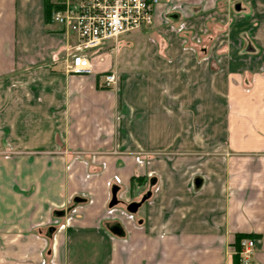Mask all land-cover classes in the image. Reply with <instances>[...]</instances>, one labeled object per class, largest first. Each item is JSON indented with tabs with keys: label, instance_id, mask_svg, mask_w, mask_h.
<instances>
[{
	"label": "crops",
	"instance_id": "1",
	"mask_svg": "<svg viewBox=\"0 0 264 264\" xmlns=\"http://www.w3.org/2000/svg\"><path fill=\"white\" fill-rule=\"evenodd\" d=\"M64 1L0 0V264H233L238 234L264 264V0H160L106 43L143 66L99 51L90 75L66 70L71 32L46 20ZM213 14L212 51L185 46ZM114 186L151 196L114 215Z\"/></svg>",
	"mask_w": 264,
	"mask_h": 264
},
{
	"label": "built area",
	"instance_id": "2",
	"mask_svg": "<svg viewBox=\"0 0 264 264\" xmlns=\"http://www.w3.org/2000/svg\"><path fill=\"white\" fill-rule=\"evenodd\" d=\"M160 0H65L51 18L74 32L66 52V70L79 75L95 74V54L120 35L154 24ZM105 86L118 83L115 71L104 73ZM260 239L246 236L239 242L240 264H252Z\"/></svg>",
	"mask_w": 264,
	"mask_h": 264
},
{
	"label": "rangeland",
	"instance_id": "3",
	"mask_svg": "<svg viewBox=\"0 0 264 264\" xmlns=\"http://www.w3.org/2000/svg\"><path fill=\"white\" fill-rule=\"evenodd\" d=\"M234 1V0H231ZM237 0H235L234 2H231V5L229 2H227L226 4L228 6H232L235 5L234 3ZM238 2V1H237ZM216 10V9H215ZM215 13V12H214ZM184 19V18H183ZM225 29L223 26V23L221 21V18H218L217 14H213L209 17L208 19V26H207V30L205 31L204 34H192V36L188 35L187 38V43L185 46H189V49H192L198 53H205V52H210L212 51V46H213V41L215 39H217V37L219 38L220 36H222L223 34H225ZM140 30V29H139ZM227 30V29H226ZM135 33H138L137 30H134ZM124 33L122 35H120L119 40L123 41L125 40V38L128 36L129 33ZM140 33V32H139ZM184 35V33H183ZM243 36L246 38V35L243 34ZM75 33L72 31L71 32V40L73 39V41L75 40ZM140 37L144 40V38L146 39L148 37V33H143L142 35L140 34ZM217 46V44H215V47ZM214 47V50H215ZM227 46L226 45H222L221 47V51H224L225 48ZM242 47V51H248V50H253V45L249 43V41L247 40L246 43L241 45ZM102 50V51H101ZM100 53L101 52H105L107 51L109 54H111L114 57V61H115V68L116 70H124V69H130V68H141L143 66L144 63V58H143V54H140L138 52H141L140 50L137 49V46H123V44L121 42H119L118 44H106L103 46L102 49L99 50ZM98 51V52H99ZM99 53V54H100ZM117 60H119V65ZM249 61V60H248ZM212 62V61H211ZM251 61H249L250 63ZM130 203L129 201H121L118 202L116 205H114L111 208H115L113 211V214L117 215V214H129V212L126 209V205ZM132 215V214H129ZM135 214H133L132 216L134 217ZM44 254V258H45V264H54L53 259H51L50 256H47L45 252H43ZM42 261V259H41Z\"/></svg>",
	"mask_w": 264,
	"mask_h": 264
},
{
	"label": "water",
	"instance_id": "4",
	"mask_svg": "<svg viewBox=\"0 0 264 264\" xmlns=\"http://www.w3.org/2000/svg\"><path fill=\"white\" fill-rule=\"evenodd\" d=\"M171 17H173V18H177L178 15H177V13H174V14L171 15ZM150 196H151V191H147V192L141 197V199H140L139 201H131L130 203H128V204L126 205V209H127V211H128L129 213H135V212H137L139 206H140L143 202H145ZM81 200H82V198H80V197H76V198H75V202H78V201H81ZM118 202H119V200H118V197H117V186H114V187H113V191H112V199H111V201H110V203H109V206H110V207H113V206L116 205ZM61 213H63V212H58V214H61ZM54 230H55V227H54V226H51V227L48 229V234H47V235L50 236V235L54 232Z\"/></svg>",
	"mask_w": 264,
	"mask_h": 264
},
{
	"label": "trees",
	"instance_id": "5",
	"mask_svg": "<svg viewBox=\"0 0 264 264\" xmlns=\"http://www.w3.org/2000/svg\"><path fill=\"white\" fill-rule=\"evenodd\" d=\"M52 9H53L52 5L47 4L45 6V17H46L47 21H49L50 18H51ZM246 236H253V235L238 234L236 236L235 247H236L237 250H239V242H240V240L242 238L246 237ZM233 264H240L238 253L234 254V263Z\"/></svg>",
	"mask_w": 264,
	"mask_h": 264
},
{
	"label": "flooded vegetation",
	"instance_id": "6",
	"mask_svg": "<svg viewBox=\"0 0 264 264\" xmlns=\"http://www.w3.org/2000/svg\"><path fill=\"white\" fill-rule=\"evenodd\" d=\"M119 202H120V199L118 198Z\"/></svg>",
	"mask_w": 264,
	"mask_h": 264
}]
</instances>
